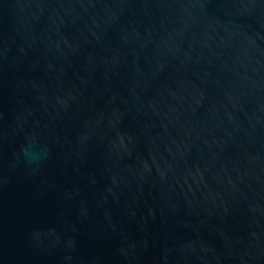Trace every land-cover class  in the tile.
Wrapping results in <instances>:
<instances>
[{
	"label": "water",
	"instance_id": "1",
	"mask_svg": "<svg viewBox=\"0 0 264 264\" xmlns=\"http://www.w3.org/2000/svg\"><path fill=\"white\" fill-rule=\"evenodd\" d=\"M0 264H264V0H0Z\"/></svg>",
	"mask_w": 264,
	"mask_h": 264
}]
</instances>
